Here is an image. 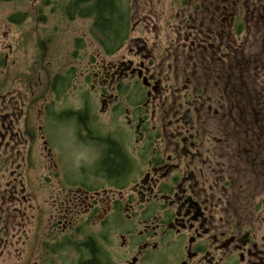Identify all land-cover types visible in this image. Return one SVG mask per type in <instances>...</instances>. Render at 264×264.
I'll return each instance as SVG.
<instances>
[{"label":"flooded vegetation","instance_id":"obj_1","mask_svg":"<svg viewBox=\"0 0 264 264\" xmlns=\"http://www.w3.org/2000/svg\"><path fill=\"white\" fill-rule=\"evenodd\" d=\"M18 1L0 264H264V0H110L113 32L96 0L44 30Z\"/></svg>","mask_w":264,"mask_h":264},{"label":"rangeland","instance_id":"obj_2","mask_svg":"<svg viewBox=\"0 0 264 264\" xmlns=\"http://www.w3.org/2000/svg\"><path fill=\"white\" fill-rule=\"evenodd\" d=\"M40 1V0H39ZM42 3L45 0H41ZM48 4H44L42 5V7H38V10L42 11L43 13L39 15L38 17V28L39 29H48L51 27H62V23L59 19V14L58 12L62 10V6L64 4V2L66 0H47ZM23 3L24 2H20L18 0H12V1H8V2H0V21L1 18L3 16H7L11 13H13L15 10H19L22 9L23 10ZM41 3V2H40ZM27 5V3H26ZM44 6V7H43ZM29 25V20L25 21V23H23L22 28H25L26 26ZM71 50V46L65 45V51H70ZM92 50V48H87L85 49V53H90ZM33 53L32 50H30V47H28L25 51L22 52V67L25 68V59L26 62L28 63L30 59V56Z\"/></svg>","mask_w":264,"mask_h":264},{"label":"trees","instance_id":"obj_3","mask_svg":"<svg viewBox=\"0 0 264 264\" xmlns=\"http://www.w3.org/2000/svg\"><path fill=\"white\" fill-rule=\"evenodd\" d=\"M95 5L98 9L99 16L97 19V25L100 29L110 30L115 28V21L117 18L115 17V11L113 9L112 3L110 0H96ZM109 36H114V33H108ZM111 162L108 163L110 168Z\"/></svg>","mask_w":264,"mask_h":264}]
</instances>
